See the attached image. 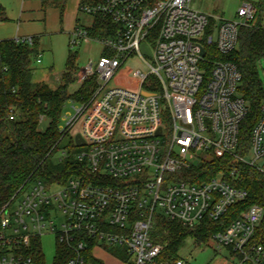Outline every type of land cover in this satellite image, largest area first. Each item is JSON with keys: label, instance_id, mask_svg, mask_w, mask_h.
I'll list each match as a JSON object with an SVG mask.
<instances>
[{"label": "built area", "instance_id": "built-area-1", "mask_svg": "<svg viewBox=\"0 0 264 264\" xmlns=\"http://www.w3.org/2000/svg\"><path fill=\"white\" fill-rule=\"evenodd\" d=\"M191 1L82 0L79 11L93 22L76 26L70 47L99 42L104 51L79 70L80 84L95 78L96 86L89 102L71 99L78 106L62 115L60 130H77L74 157L85 162L86 175L64 183L32 180L18 190L0 218V264H36L23 248L45 232L72 251L67 264H87L91 247L106 246L126 247L130 264H189L162 258L165 246L151 236L158 217L196 228L248 198L231 180H238L242 165L264 174V102L241 153L250 106L239 91L241 72L223 56L239 47L240 28L255 20L257 7L244 0L236 17L225 19ZM97 17L117 25L114 35L91 34ZM15 40L33 44L34 37ZM147 40L153 41V63L141 53ZM135 52L151 70L133 71L137 88L121 86L114 77ZM77 134L84 144H76ZM226 156L231 169L208 180L191 170ZM263 218L264 207L252 204L211 240L239 264H264V245L254 241Z\"/></svg>", "mask_w": 264, "mask_h": 264}, {"label": "trees", "instance_id": "trees-1", "mask_svg": "<svg viewBox=\"0 0 264 264\" xmlns=\"http://www.w3.org/2000/svg\"><path fill=\"white\" fill-rule=\"evenodd\" d=\"M157 1L147 0V3L154 5ZM255 5V20L240 28L239 47L223 56L224 60L233 62L241 72L239 91L250 106L241 127V153L247 152L251 130L264 102V85L258 70V64L264 57V0L256 1ZM5 20L6 9L0 3V21ZM117 28L111 20L97 17L88 29L92 35L106 37L114 35ZM38 54L35 38L33 44L17 42L15 39L0 40V218L4 206L26 183L38 179L48 184L64 183L72 176L86 175L85 162H79L74 157L78 148L73 138H69L68 144L63 143L68 133L62 132L60 125L66 102L70 99L89 102L96 79L91 78L80 84L74 92L69 91L79 72L77 54L70 51L66 71L56 88L45 82H37L32 65ZM11 109L16 112L13 120L10 119ZM44 120L48 121V125L42 129ZM66 150L67 155H62ZM230 160L229 156L216 158L191 170L199 178L208 180L221 170L229 171L233 166ZM240 170L238 180L231 181L246 188L249 196L244 202L231 207L219 221L206 220L196 228H188L163 215L158 217L151 236L154 242L165 246L163 259L180 258L179 250L188 237H192L199 245H206L215 233L224 231L250 205L257 203L264 207V174L247 165H242ZM254 241L264 245V218L257 228ZM106 248L127 262L131 260L124 246ZM23 250L33 256L36 264H47L41 237H33L30 246ZM72 255L68 246L57 243L53 264H67ZM88 263L104 264L92 255V247L87 251Z\"/></svg>", "mask_w": 264, "mask_h": 264}, {"label": "rangeland", "instance_id": "rangeland-1", "mask_svg": "<svg viewBox=\"0 0 264 264\" xmlns=\"http://www.w3.org/2000/svg\"><path fill=\"white\" fill-rule=\"evenodd\" d=\"M39 1L36 2L37 5L35 6L23 8L18 0H4L8 5V9L16 17L14 21H6V24L9 28H17L18 26L21 28H52L51 31H43L38 46L39 54L36 56L32 67L35 81L45 82L52 88H56L60 84L59 76L66 71L70 51L77 54V65L82 69L89 61H97L100 58L103 46L99 42H91L83 43L76 48L70 47L71 36L66 32V28H73L76 25V20L69 15V10L75 7L74 3L77 0H69L66 6L64 5L63 7L57 5L60 0H54V3L50 2L46 5H42V2ZM243 1L192 0L191 5L213 17L234 19ZM248 1L255 3L257 0ZM7 15L10 17L8 12ZM78 21V24L82 26H90L93 22V16L78 10ZM152 42L150 40L143 41L140 46L141 53L149 63H153ZM134 70H140L143 73H149L151 70L139 52H135L126 60L116 73L114 82L121 86L137 88V80L133 76ZM258 70L264 85V57L258 64ZM79 85L80 83L76 79V82L70 85L69 91L74 92ZM77 106V103H73L71 99L68 100L65 104L63 114H73ZM62 123H65V120ZM47 125L48 121L44 120L41 128L45 129ZM76 133L77 130L73 129L64 139L63 143L68 144L69 138L73 137ZM260 164L264 165V161H261ZM41 240L46 263L53 264L57 247L55 235L45 232L41 235ZM178 254L189 264H239L238 259L234 257L228 248L223 247L222 251L219 252L214 240H209L206 245H199L192 237H188Z\"/></svg>", "mask_w": 264, "mask_h": 264}, {"label": "crops", "instance_id": "crops-1", "mask_svg": "<svg viewBox=\"0 0 264 264\" xmlns=\"http://www.w3.org/2000/svg\"><path fill=\"white\" fill-rule=\"evenodd\" d=\"M18 1L22 4L23 8H29L30 6L37 5L36 2L39 1V0H18ZM56 1H58V0H56ZM68 1L69 0H60V2H58L57 5L58 6L59 5H61V6L65 5L66 6ZM39 2H42V5H46V4L50 3V2L54 3V0H42V1H39ZM81 2H82V0H77L74 3L75 7L69 10V15L72 16V18H75V20H76V25L73 28H66V30H67L66 32L70 36L72 35L73 30L76 28V26L79 23V21H78V10H79V6H80ZM0 3H2V5L5 7L6 16H7V20L0 21V40H2V39H16L18 37L32 36V37L35 38L36 43H37V47H38L39 46V42L41 40V35H42L43 31H45V30H47V31L50 30L51 31L52 30V28H38V27L21 28L19 26L17 28H9L7 26V24H6V21H9V20L10 21L11 20L14 21V18H16V17L14 16V13L11 12L8 9V5H7V3L4 2V0H0ZM7 12H8L10 17H8ZM22 16H23V14H22ZM262 23L264 25V14H263V17H262ZM103 51L104 50H102V53H103ZM79 70H81V68H79ZM62 74L59 76L60 78H61ZM92 255L95 258L101 260L104 264H130L127 261L119 258L118 256H116L115 254H113L107 248H104V247L103 248H95L92 251ZM88 264H94V263H88Z\"/></svg>", "mask_w": 264, "mask_h": 264}, {"label": "water", "instance_id": "water-1", "mask_svg": "<svg viewBox=\"0 0 264 264\" xmlns=\"http://www.w3.org/2000/svg\"><path fill=\"white\" fill-rule=\"evenodd\" d=\"M161 131V129H159V132ZM75 142L77 145H82L84 144V140L82 139L80 134H77L75 137Z\"/></svg>", "mask_w": 264, "mask_h": 264}]
</instances>
